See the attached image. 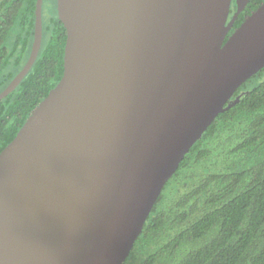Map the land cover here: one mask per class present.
Here are the masks:
<instances>
[{
    "label": "water",
    "instance_id": "water-1",
    "mask_svg": "<svg viewBox=\"0 0 264 264\" xmlns=\"http://www.w3.org/2000/svg\"><path fill=\"white\" fill-rule=\"evenodd\" d=\"M42 4L0 100L37 58ZM231 4L57 0L62 77L0 152V264L124 263L190 148L264 67V2L229 34Z\"/></svg>",
    "mask_w": 264,
    "mask_h": 264
},
{
    "label": "trees",
    "instance_id": "trees-1",
    "mask_svg": "<svg viewBox=\"0 0 264 264\" xmlns=\"http://www.w3.org/2000/svg\"><path fill=\"white\" fill-rule=\"evenodd\" d=\"M263 2L233 8L228 33ZM35 4L0 0V93L30 55ZM42 30L35 62L0 100V152L62 77L66 31L57 0H43ZM123 264H264V67L190 148Z\"/></svg>",
    "mask_w": 264,
    "mask_h": 264
},
{
    "label": "flooded vegetation",
    "instance_id": "flooded-vegetation-1",
    "mask_svg": "<svg viewBox=\"0 0 264 264\" xmlns=\"http://www.w3.org/2000/svg\"><path fill=\"white\" fill-rule=\"evenodd\" d=\"M235 8L236 9V5H235V0H232V4H231V11L232 9ZM231 13V12H230Z\"/></svg>",
    "mask_w": 264,
    "mask_h": 264
}]
</instances>
